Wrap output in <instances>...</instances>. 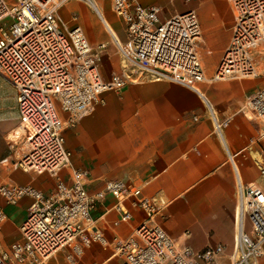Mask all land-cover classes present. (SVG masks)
Here are the masks:
<instances>
[{"label": "built area", "instance_id": "obj_1", "mask_svg": "<svg viewBox=\"0 0 264 264\" xmlns=\"http://www.w3.org/2000/svg\"><path fill=\"white\" fill-rule=\"evenodd\" d=\"M69 1L0 0V78L14 88L19 110V125L7 139L12 157L0 165L56 178L55 188L47 195L31 186L0 185L10 204L25 196L33 199L20 227L21 241L8 250L0 248V264H47L65 249L73 250L69 259L75 264L92 245L107 246L92 217L107 195L117 200L120 219L116 225L133 219L127 202L145 214L131 236L118 243L121 264H259L264 255V152H256L258 158H254L262 186L243 188L239 183L233 248L219 244L196 251L156 223L166 203L144 197L141 188L108 180L102 191L90 194L86 189L89 171L73 166L64 133L104 105L105 93L118 92L132 82L166 80L196 89L206 81L257 77L264 59V0H229L234 15L231 40L211 79L200 57L202 29L194 11L162 21L160 7H144L139 0H110L126 37L122 42L110 36L121 57V71L110 81L101 75L108 43L93 48L81 25L69 28L63 22L60 11ZM78 1L99 15L111 35L95 1ZM241 112L261 124L259 139L252 142L264 140V89L247 96ZM213 123L222 135L230 119L214 117ZM63 170L67 178L60 176ZM4 218L0 211V221Z\"/></svg>", "mask_w": 264, "mask_h": 264}, {"label": "crops", "instance_id": "obj_2", "mask_svg": "<svg viewBox=\"0 0 264 264\" xmlns=\"http://www.w3.org/2000/svg\"><path fill=\"white\" fill-rule=\"evenodd\" d=\"M72 2L85 9L81 27L91 46L110 43L99 15L75 0L66 6ZM139 2L144 7H160L162 21L189 11L197 14L202 29L199 53L206 77L211 79L231 40L234 15L230 1ZM96 3L112 34L120 39L113 28L115 15L111 8L109 15L102 0ZM90 27L96 30L90 32ZM219 28L224 31L222 36L218 35ZM99 33L107 40L99 39ZM219 37L217 59L209 64L206 54L219 44ZM260 64L259 75L251 79L206 81L198 83L196 89L166 80H141L118 92L105 93L104 105L64 133L66 148L73 153V166L89 171L88 192L102 191L108 180L124 181L141 188L144 197L166 203L156 223L171 238L196 251L219 244L231 250L237 233L239 183L243 188L263 184L254 158H258L256 152H264V140L252 142L258 141L261 124L241 112L246 97L264 89V59ZM120 71L117 53L107 49L101 61L103 79L110 81ZM60 114L67 118L62 111ZM214 117L220 121L230 119L222 135L214 130ZM18 125L16 92L0 78V161L12 157L7 139ZM60 176L67 178V170ZM0 185L31 186L47 195L55 188L56 178L0 165ZM32 203L33 199L25 196L10 204L0 193V211L5 215L0 221L1 249L8 250L21 241L20 227ZM125 207L133 219L116 225L120 219L117 200L107 195L96 205L92 217L108 245H92L75 259V264L122 263L116 255L118 243L128 239L145 219L144 212L130 202ZM71 254L72 249L58 251L47 264H72ZM259 264H264V255Z\"/></svg>", "mask_w": 264, "mask_h": 264}, {"label": "rangeland", "instance_id": "obj_3", "mask_svg": "<svg viewBox=\"0 0 264 264\" xmlns=\"http://www.w3.org/2000/svg\"><path fill=\"white\" fill-rule=\"evenodd\" d=\"M76 1V0H75ZM98 1V0H97ZM100 1V0H99ZM104 2V11L106 13H108L109 15H111V11H110V0H102ZM199 1H205V0H199ZM78 3H83L82 1H78ZM84 14H85V9L77 4V3H69L67 6L65 5L61 11H60V16L63 20V22L69 27V28H73L74 26H76L77 24L78 25H82V19L84 17ZM76 17L77 20L74 18ZM7 21H4L3 23H7ZM113 28H115V30L118 32L119 36H120V39L122 42H125L126 41V37H125V30H124V26H123V23L121 20H119L118 18H116L114 16V20H113ZM96 28H92L90 27L89 28V31L90 32H93L95 31ZM219 36L223 35L224 31L222 28H219ZM99 39H103V40H107V37L105 35H101L100 33L97 35ZM222 38V37H221ZM219 37V44H215V46L213 47H210L208 49V52L206 54V58H207V62L209 64H212V62H215L216 59H217V52H218V49L220 48V39ZM110 43H108L107 45V49L109 48H113V50L115 51V53H117V57H119L120 61H121V57H120V54H118L117 52V49L115 47V45L112 43L111 41V37H110ZM203 48H207L206 46H204Z\"/></svg>", "mask_w": 264, "mask_h": 264}, {"label": "bare ground", "instance_id": "obj_4", "mask_svg": "<svg viewBox=\"0 0 264 264\" xmlns=\"http://www.w3.org/2000/svg\"><path fill=\"white\" fill-rule=\"evenodd\" d=\"M93 1H95V4L97 5V3H98V2L96 3L97 0H91V2H89V3L92 4ZM97 6H98V5H97ZM98 8H99V6H98ZM102 17H103V16H102ZM103 18H104V17H103ZM104 20H105V18H104ZM106 22H107V21H106ZM107 24H108V23H107ZM108 26H109V24H108ZM109 28H110V26H109ZM110 33H111L110 36H112V38H113V35H112V32H111V28H110ZM114 36H115V35H114ZM115 37H116V36H115ZM115 37H114V40H115V41H116V39L119 40V38H117V37L115 38Z\"/></svg>", "mask_w": 264, "mask_h": 264}]
</instances>
